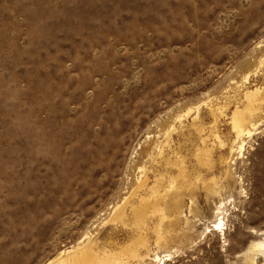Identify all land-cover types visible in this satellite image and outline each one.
<instances>
[{"label": "rangeland", "instance_id": "rangeland-1", "mask_svg": "<svg viewBox=\"0 0 264 264\" xmlns=\"http://www.w3.org/2000/svg\"><path fill=\"white\" fill-rule=\"evenodd\" d=\"M261 239L264 0H0V264H253Z\"/></svg>", "mask_w": 264, "mask_h": 264}, {"label": "bare ground", "instance_id": "bare-ground-1", "mask_svg": "<svg viewBox=\"0 0 264 264\" xmlns=\"http://www.w3.org/2000/svg\"><path fill=\"white\" fill-rule=\"evenodd\" d=\"M250 91V90H249ZM249 93V92H248ZM246 97V95H245ZM247 99H248V105H247V108L246 110H239V109H235L234 113H233V116H232V124H233V128L235 130V132L237 134H243L246 130V133H250V130L247 129V123H248V116L250 115L249 112H247V110H252L253 109V102L256 100V95L254 93H249L247 94ZM44 99H42V102H43V105H44ZM42 106V105H41ZM46 106H43V110L45 109ZM41 108V109H42ZM45 114V113H44ZM249 114V115H248ZM44 115H42L43 117ZM45 120V119H43ZM91 123V122H90ZM231 124V125H232ZM46 125V124H45ZM43 128L45 129V126H43ZM43 129V130H44ZM126 129V128H125ZM53 131V130H51ZM50 131V133H51ZM49 133V134H50ZM45 134L48 135L47 132H45ZM45 134H44V139H45ZM43 136V135H42ZM41 137V136H40ZM40 139V138H39ZM43 140V139H42ZM121 140V139H120ZM91 141V140H90ZM29 142V141H28ZM109 147V146H108ZM99 148V147H98ZM89 149V148H88ZM197 153V152H196ZM199 154V153H198ZM201 155L200 154V159H201ZM199 160V159H198ZM175 163V161H174ZM177 163V162H176ZM177 165V164H176ZM182 171V170H181ZM176 176V175H175ZM174 176V177H175ZM170 178V177H169ZM173 179V178H171ZM171 181V180H170ZM174 181V180H173ZM177 182V181H176ZM170 183V182H169ZM171 185V184H170ZM170 188V187H169ZM159 190V189H158ZM152 195V194H151ZM219 207V206H217ZM221 207V206H220ZM218 210V209H217ZM217 212V211H215ZM222 220L220 221H214L213 224V229L214 230H218L219 226H221ZM221 231V230H220ZM248 252H250V260L252 261L253 264H255V259L256 258H262L264 259V239H261V240H258V241H255L251 244V246L248 248ZM167 257L166 259L169 258L170 254H164L163 257ZM75 258H72V260H74L75 263L77 262H80V261H83L84 258L86 257L85 256V252H82L81 254L77 255V256H74ZM157 259H159L160 261H163L162 259V256H158L156 255ZM57 260V259H56ZM257 261V260H256ZM258 263V262H257ZM56 264H69L68 262V257H66L65 259H59ZM98 264H102V262H98Z\"/></svg>", "mask_w": 264, "mask_h": 264}]
</instances>
